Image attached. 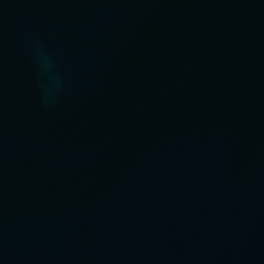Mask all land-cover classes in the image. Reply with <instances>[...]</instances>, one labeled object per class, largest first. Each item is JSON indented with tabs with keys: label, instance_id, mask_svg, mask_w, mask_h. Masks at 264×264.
<instances>
[{
	"label": "water",
	"instance_id": "95a60500",
	"mask_svg": "<svg viewBox=\"0 0 264 264\" xmlns=\"http://www.w3.org/2000/svg\"><path fill=\"white\" fill-rule=\"evenodd\" d=\"M0 264H264V0H0Z\"/></svg>",
	"mask_w": 264,
	"mask_h": 264
}]
</instances>
